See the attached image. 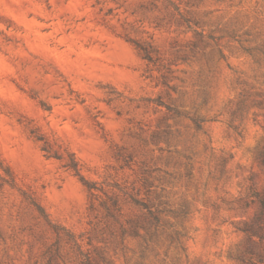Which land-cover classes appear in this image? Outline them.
Segmentation results:
<instances>
[{
  "label": "rangeland",
  "instance_id": "rangeland-1",
  "mask_svg": "<svg viewBox=\"0 0 264 264\" xmlns=\"http://www.w3.org/2000/svg\"><path fill=\"white\" fill-rule=\"evenodd\" d=\"M263 196L264 0H0V264H247Z\"/></svg>",
  "mask_w": 264,
  "mask_h": 264
},
{
  "label": "trees",
  "instance_id": "trees-1",
  "mask_svg": "<svg viewBox=\"0 0 264 264\" xmlns=\"http://www.w3.org/2000/svg\"><path fill=\"white\" fill-rule=\"evenodd\" d=\"M260 201H261L262 208L264 210V196L260 198ZM260 238L264 239V234H260ZM248 253H249V256L243 258V260L246 261L247 264H264V256H260L257 259H255L252 256L253 255L252 251L251 252L249 251Z\"/></svg>",
  "mask_w": 264,
  "mask_h": 264
}]
</instances>
